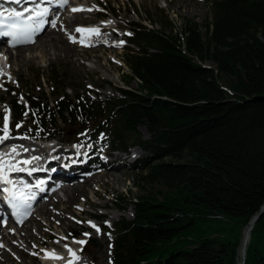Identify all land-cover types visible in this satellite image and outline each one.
Segmentation results:
<instances>
[{
	"label": "trees",
	"instance_id": "16d2710c",
	"mask_svg": "<svg viewBox=\"0 0 264 264\" xmlns=\"http://www.w3.org/2000/svg\"><path fill=\"white\" fill-rule=\"evenodd\" d=\"M211 4L213 21H187L180 35L130 24L129 41L138 50L128 51L125 64L136 90L119 88V96L104 102L91 90L77 88L72 96L67 76L53 68L52 100L41 86L38 92L6 86L15 93L11 127L33 123L32 139L110 130L113 151L137 147L149 154L131 165L138 185L150 188L134 201L133 220L117 224L115 264H240L243 233L264 205V0ZM116 200L124 209L118 205L124 199ZM226 216L237 220L235 241L232 227L222 237H188L199 221ZM84 226L70 237L79 239ZM244 264H264V214L252 229Z\"/></svg>",
	"mask_w": 264,
	"mask_h": 264
},
{
	"label": "rangeland",
	"instance_id": "374dc122",
	"mask_svg": "<svg viewBox=\"0 0 264 264\" xmlns=\"http://www.w3.org/2000/svg\"><path fill=\"white\" fill-rule=\"evenodd\" d=\"M73 1L80 7L91 9V11L76 14L69 13L68 16H65L67 22L66 25L68 24V26L57 29L56 33L61 34L64 40H67L69 44L71 42L72 46L77 47L80 44L78 42L73 43L70 40V36H74L79 40L80 35L76 34V28L79 27L80 24L89 25L94 21L96 22V19H98L99 16L97 17L95 10L99 7H104L105 15H110V19L105 20V23L108 26L104 27V30L107 29V31H103L101 37L97 36L95 38L96 43L101 42L103 44L100 46H94L93 48L77 47L78 49L71 46L72 49H77L76 55L69 54V50L67 49L66 53L62 51L55 54L54 51H51L50 55L40 56L39 53L41 50H38L40 42H38L34 47L23 50L25 51L22 52L23 58H17L19 47H6V49L12 51V54L8 53V55L0 57V68L3 69V73L5 74L4 78H1L3 75H0V84L4 85V83H8L9 86L15 89L27 87L29 88L28 92L31 89L34 90V92L36 90L38 92L39 86H41V91L45 92L46 96L52 100L53 94L51 92L53 88L52 83L49 82L48 78L51 75L53 68L57 70L59 74L67 76V84L69 86L66 89L67 94L73 96V93H75L74 91L77 88L80 93L85 90H91L94 93L92 97L94 96L95 100L104 102L110 98L119 96L117 91L119 88H126L129 90L138 89L136 82L130 83V71L125 64V58L128 51L130 49L138 50V48L133 44H131V46H126L125 43L128 39L120 37L123 36L124 29L133 34V30L129 26L131 23H139L146 26L148 29L164 31V33H169L171 35L176 33L180 35L185 29L188 23L187 21L198 22L202 25L207 21H213L211 0ZM113 8H115V12H111V9ZM160 14L169 17L172 22L171 27L165 28L164 24L161 22ZM200 29L204 32V27L201 26ZM114 32L119 33L120 36H117ZM121 41L124 42L122 45L120 44ZM3 57H7L5 62ZM39 75H42V80L38 79ZM9 77H11V79H9ZM70 85H73L74 87ZM0 95L6 100L5 103L0 101V116L3 115L4 117L5 107L10 109L9 102L12 101V97L15 93L8 94L7 88L4 89L3 87L0 90ZM19 101L21 102V97H19ZM25 102L26 99L23 97L21 103L25 104ZM2 124L3 118H0V126H2ZM33 125V123L27 124L19 128L17 133H21V135L15 133V130L12 128V135L14 137L24 136L22 134H25L29 138L18 139L16 141H12L14 139L7 140V145L0 149V151L6 152L7 150H10L13 146V142H19L23 145L25 144V141H27L28 149L37 152V156L41 154L53 158L54 155H57L61 163L65 162L62 158L64 159L68 154L66 153L64 155L63 147L56 148L58 153H54L53 155L51 148L49 149L48 145L38 146L32 144L34 142L30 137L33 138L31 135ZM93 129L94 128H91L88 132H85L84 139L80 140L81 142L91 139L96 140V144H94L96 149L102 151L103 156L106 158L104 162H102L104 165L102 172L93 165L91 169H93L92 176L94 177H88L89 179L85 178L84 181H78L81 174L78 173L79 171L71 170V172H74L73 174L76 181L72 182V184L65 183L66 186L62 185L58 191L59 193H57L49 202H41L36 208L33 220L29 221L25 227L18 228V230H21L19 234L14 227L9 229L2 228L0 230V245L3 246L0 247V260L4 257V251L10 255L11 260L7 259V262H9L6 263V259H2L3 263L0 264H67V260L71 259V257L67 248H65L66 244L75 250L81 257L78 264H115L114 243L118 235L117 224L123 219L126 221L133 220L135 212L134 201L137 197L146 195L150 188L143 184V186L138 185V171H133L131 165L138 159L146 158L149 154L137 147L129 148L127 155L118 151L111 153L113 149L110 145L107 146V144H110L111 140L110 130L106 128L108 130V135L99 133L100 135L98 136L94 133ZM76 130L75 132L70 131L67 136L62 133L55 141L60 142V144L66 143L67 145H70V147L74 144L80 143L79 145H81V147L79 148L83 150L82 153L88 151L91 152V148L94 147L93 145L84 147L85 143H81L80 141L75 142L76 140H79V135H76ZM140 132L144 138H148V134L144 128H141ZM92 135L94 136L93 138H91ZM102 136L104 137L103 139H101ZM55 144L56 143H53V145ZM70 147L67 146L66 148L69 149ZM59 153L62 155H59ZM83 155L85 156L81 157L83 161L92 157H87L85 154ZM107 155L110 156L107 157ZM72 156L73 154L68 158L70 159ZM60 161L56 162V164ZM57 167H60V164H57ZM79 169L82 172L86 170L85 167ZM95 172L97 174H102L96 176L94 175ZM87 179L91 180L86 183V181H88ZM74 185L75 187H73ZM68 187L73 188H69L68 190L66 189ZM156 189L161 188L158 186ZM117 196L124 199V203L120 202L118 204L124 209H120L116 206ZM159 200H162L161 196L159 197ZM96 214L102 215L105 218L98 219L95 217ZM89 221L96 224L101 231L98 233L94 230L89 225ZM84 223L86 226H84ZM79 225L84 226L86 230L85 233H88L89 235L85 236L83 234L78 240L92 238V240H95L98 243V247L93 248V243L89 242V240H87L85 246L75 243L77 240H69L68 235H70L73 230H81ZM209 225L213 226V228L208 229ZM103 226H106L107 229ZM229 227L233 228L230 233L232 237H230L235 241L240 232L237 220L230 216H226L223 220L215 221L213 224L199 221L197 226H192V230L189 232L188 237L199 240L207 237H222L226 232V229ZM9 233H13L15 239L13 240L12 245L7 247L3 241V237L7 236ZM30 236H32V239H30ZM64 237L68 239V242H62L63 240H67L62 239ZM25 238H28V248H26L27 245L25 243ZM56 241H59V243ZM13 244L18 246L20 251L24 250L25 256H22L19 250L12 249ZM254 246L255 249L259 248V244L256 240ZM36 248H38L37 254L39 257L34 256ZM43 250H54L60 256L65 257V259L53 260L45 258V252ZM241 262L243 263V258H241Z\"/></svg>",
	"mask_w": 264,
	"mask_h": 264
},
{
	"label": "snow or ice",
	"instance_id": "6c2138e0",
	"mask_svg": "<svg viewBox=\"0 0 264 264\" xmlns=\"http://www.w3.org/2000/svg\"><path fill=\"white\" fill-rule=\"evenodd\" d=\"M17 5L22 3V0H14ZM31 3L34 5L33 7H25L23 10L16 9H8L2 8L0 9V37H8L10 40L8 41L11 47H16L17 45L34 43V38L44 30V26L50 21L47 19L50 13V8L48 6H42V0H31ZM47 4H57L61 7L68 5L69 0H46ZM91 11V9H84L83 7H75L72 8L71 11L73 13L79 11ZM110 23V22H109ZM51 26L53 28L56 27L55 22H51ZM76 31L84 34H95L99 35L100 30L98 28H85L79 26L76 28ZM128 35H131L130 33ZM70 40L73 43H81L85 46H91L90 39H86L84 35H81L80 39L77 40L76 37L70 36ZM124 42L121 41L122 45ZM119 46V45H117ZM3 54L0 53V57ZM7 59V57H3ZM3 69L0 68V75H3ZM11 79V77H9ZM0 88H3V84H0ZM23 101V97H21V102ZM27 115V112L25 113ZM23 125L22 123H16L15 128L19 129ZM27 135L14 137L12 135V127H11V110L5 107V115L3 117V124L0 126V145H3L7 140L10 139H28ZM104 137L102 136L101 139ZM81 147V145H77V148ZM30 150L23 145H13L9 151H0V185H5L2 190L7 193L8 204L13 209L14 215L16 217L17 222L23 223L24 219H26L32 210L33 202L36 199V192L32 191V188L35 187L37 189H41V186L45 183V181L40 180L34 186L28 183H22V187L17 185V182L10 178L12 173H27L31 176L34 172L42 170L39 167L30 165H35L37 161L41 159L39 156H31L30 158L18 159L21 157L22 153L29 152ZM79 222V221H78ZM89 225L95 229L98 233L101 231L100 228L89 221ZM110 226V225H109ZM14 231V230H13ZM85 236H88V233H84ZM62 239H67L66 237ZM59 243V241H56ZM75 243L84 245L87 243L86 240H77ZM3 245H0L2 247ZM67 251L70 254L71 259L67 260V264H78L81 260V257L78 253L69 247L67 244L65 245ZM45 252V258L53 259V260H64L65 257L60 256L54 250L48 251L43 250ZM35 254V253H34Z\"/></svg>",
	"mask_w": 264,
	"mask_h": 264
},
{
	"label": "bare ground",
	"instance_id": "6f19581e",
	"mask_svg": "<svg viewBox=\"0 0 264 264\" xmlns=\"http://www.w3.org/2000/svg\"><path fill=\"white\" fill-rule=\"evenodd\" d=\"M67 26H68V24H67ZM79 26H82V27H85V28H98L99 29V26L86 27V26H90V24L89 25L80 24ZM108 29H109V27H108ZM102 31H104V29H102ZM105 31H107V29ZM76 34L80 35V37H81V35H84L86 39H90L91 44L94 42V40L92 39V36H95V34H88V33L81 34L79 32H76ZM38 42H40V47L38 49V50H41L40 53H39L40 56H42V55L43 56L50 55L51 51H54L55 54H57L59 52H62V51L64 53H66L67 49L69 50V52H68L69 54L76 55L77 54V49H78L77 47H81L80 45H78L77 47L76 46H72L71 42L69 44L67 40L63 39V36L61 34H59V33L57 34L56 33V30L55 31H49V32H46V33L44 32V33L40 34L36 38V42L33 45H29L27 47H19L18 51H17V53H18V55H17L18 57L17 58H23V55H22L23 53L22 52H25L23 50L30 49V48L34 47L35 45H37ZM71 46L73 48H77V49H72ZM0 51H3L4 56H6V55H8V53L12 52L10 49H4V46H1V45H0ZM0 62H1V58H0ZM32 144L33 145L35 144V145H38V146H41V145H46L47 146V142H34ZM5 145H7V142H5L3 145H0V149H2ZM48 148L50 149V146ZM29 150H30L29 152L22 153V157H21L22 159L23 158H30L33 155L37 156V152H35L32 149H29ZM38 156L41 157V159L36 162L35 166L39 167L42 170H39V171H36V172L40 173V171H41L42 176L40 175V177L41 178L42 177L48 178L47 185L49 187L56 186L57 183H59V182L64 183V184L65 183L66 184H68V183L72 184V182L76 181V178H74V174L69 173L68 171H66L63 166H61V165H60V167L56 166V169H54L52 167L54 163L58 162V161H56V159H54V157L53 158H49V157H46L45 155H41V154L38 155ZM103 169H104V166H103ZM101 174L102 173H98V174L96 172L94 173V175H96V176L97 175H101ZM92 177H94V176H90V178H92ZM90 180L86 181V183L89 182ZM66 184H65V186H66ZM73 187H75V185ZM73 187H68L66 189L69 190V188H73ZM11 227H14L16 229V231L18 232V234L21 232V230H18V227L13 226V224H11L9 227H7V229H9ZM23 227H25V225L22 226V228ZM250 228H251V224L247 226V228L245 229V231L243 233L242 246H241V249L239 251V262H240V264H242L241 258L244 255V253H245V260H246V252H247V248H248L249 243H250L251 232H252V230ZM27 231H28V229H27ZM14 239H15V236L13 235V233H9L7 236L3 237V241L7 245V247H10L12 245V242H13ZM30 239H32V236H30ZM25 243L27 245L26 248H28V245H29L28 238H25ZM12 249L19 250L18 246H15L14 244L12 246ZM21 251H20V253L23 256L24 255V250H21ZM3 253H4V257L1 258L0 263H3L2 259H6V263H8L9 261L7 262V259L11 260L10 255L6 251H4Z\"/></svg>",
	"mask_w": 264,
	"mask_h": 264
},
{
	"label": "water",
	"instance_id": "95a60500",
	"mask_svg": "<svg viewBox=\"0 0 264 264\" xmlns=\"http://www.w3.org/2000/svg\"><path fill=\"white\" fill-rule=\"evenodd\" d=\"M263 214H264V205L261 208L260 213H258L256 216H254V218L249 223V225L251 224V228H250L251 230L253 229L255 223L260 220V218L262 217ZM91 243H93L95 245V247H98V243L95 240H91ZM242 258H243V263L242 264H244L245 263V253L242 256Z\"/></svg>",
	"mask_w": 264,
	"mask_h": 264
}]
</instances>
